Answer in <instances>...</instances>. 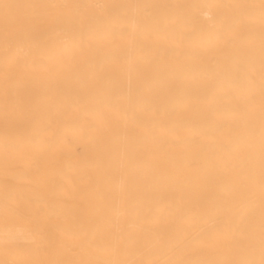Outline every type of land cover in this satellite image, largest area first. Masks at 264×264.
<instances>
[{"label":"bare ground","instance_id":"bare-ground-1","mask_svg":"<svg viewBox=\"0 0 264 264\" xmlns=\"http://www.w3.org/2000/svg\"><path fill=\"white\" fill-rule=\"evenodd\" d=\"M139 2L0 0V43L6 19L23 33L77 11L39 5ZM154 2L191 5L180 11L202 22L255 4V29L200 55L181 42L182 25L146 36L130 22L129 39L60 77L0 78V264L260 259L259 0ZM249 40L255 103L225 107L207 85Z\"/></svg>","mask_w":264,"mask_h":264},{"label":"snow or ice","instance_id":"snow-or-ice-1","mask_svg":"<svg viewBox=\"0 0 264 264\" xmlns=\"http://www.w3.org/2000/svg\"><path fill=\"white\" fill-rule=\"evenodd\" d=\"M46 8L75 9L74 13L52 17L42 26L17 33L5 26V39L0 43V78L5 80L24 75L40 80L60 77L76 67L89 62L92 54L104 45L129 39L127 30L131 22L137 31L146 36L159 33L174 34L178 25L186 28L180 40L190 52L207 55L234 49L248 38L255 29L256 17L251 9L255 4L235 5L240 11L232 17L201 21L196 16L184 15L180 10L191 5H174L142 0L135 4H76L39 5ZM213 7V5H207ZM8 9L11 5L4 4ZM259 175H260V259L224 260L205 264H264V0H259ZM132 8L137 14L129 20L122 9ZM99 9V14L79 11ZM176 10V11H172ZM255 45L249 40L248 47L226 71L214 77L207 85L214 100L225 103L229 98L252 105L256 100L253 57ZM231 105L225 103V107ZM42 138L37 136L33 142ZM254 148V144L250 145ZM222 234V233H221ZM76 264H160L158 261L83 260ZM183 264V262H177Z\"/></svg>","mask_w":264,"mask_h":264}]
</instances>
